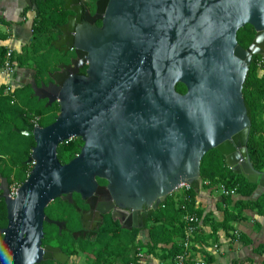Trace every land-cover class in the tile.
<instances>
[{"label":"water","instance_id":"95a60500","mask_svg":"<svg viewBox=\"0 0 264 264\" xmlns=\"http://www.w3.org/2000/svg\"><path fill=\"white\" fill-rule=\"evenodd\" d=\"M64 1L73 14L55 46L76 58L51 82L27 83L60 114L49 127L20 131L36 143L28 159L34 167L15 197L6 179L0 185L8 219L0 264L72 262L59 248H43V240L45 224L60 234L66 228L47 208L58 199L73 204L74 194L87 201L88 214L96 195L106 194L111 203L101 214L143 229L145 212L200 181L213 150L264 188V173L249 156L243 96L253 57L264 55V0H100L95 15L82 0ZM246 26L256 32L248 49L238 43ZM180 84L186 94L177 92ZM76 139L84 143L80 154L62 164L59 147Z\"/></svg>","mask_w":264,"mask_h":264},{"label":"trees","instance_id":"16d2710c","mask_svg":"<svg viewBox=\"0 0 264 264\" xmlns=\"http://www.w3.org/2000/svg\"><path fill=\"white\" fill-rule=\"evenodd\" d=\"M96 1L84 0L85 6L91 13L95 10ZM31 11L35 14L32 45L22 55L13 53V61L17 63L19 70H32L34 73L32 78L40 87L42 83L51 82L50 75L59 70V67L64 64L65 58L68 59L63 52L56 48L55 42L62 35L61 28L67 24L71 13L65 10L64 0H32V6L27 4L23 15L26 16ZM255 36L253 27L246 26L238 33V43L244 49H248ZM7 38L6 34L0 32V41H5ZM8 52L7 48L0 46V63L5 61ZM53 54L57 55L55 59L52 58ZM260 71L263 72V75L259 74ZM85 73V70L82 71V74ZM6 90V86L0 87V185L2 180L6 179L11 187L14 180L21 184L27 180V167L30 166L28 159L36 146L33 138L23 136L20 131L25 130V125H32L35 118L40 119V127H49L57 120L60 106L55 103L51 107H47L48 102L40 101L35 97L33 89L26 86L16 89L15 97L16 99L18 97V102L12 104L13 99L5 95ZM177 92L186 94V87L182 84L178 85ZM243 96L252 123L248 144L249 156L255 170L264 173V61L260 55L253 57L243 88ZM83 145L81 139L61 145L58 149L59 161L66 159L71 162L80 154ZM200 174L201 182L192 183L184 197L176 199L171 195L156 211L148 210L143 214L144 227L141 230L133 229L131 231L132 244L130 248L116 245L115 241L97 240L94 236L76 239L75 234L81 232L83 228L78 209L86 208L80 196L76 194L73 197V205L58 199L47 208L46 215L49 219L65 222L66 228L60 234L56 226L45 224L43 246L59 248L68 257L83 254L88 257L91 264H115L117 259H121L122 264H138L140 259H133L130 256L132 254L130 249L138 245L137 242L141 234L146 231L150 240L147 244L144 243L145 248L143 246L135 247L136 251H139L138 255L141 254L140 252L154 255L161 248L160 246L169 245L172 248L168 258L174 264L176 257L185 252L184 215L190 213L199 219L204 217L203 211L195 209L196 198L202 187L213 189L224 186L228 191L235 192L238 196L247 199L234 203L232 197H224L225 203L232 207L223 211L225 218L222 223L210 221L208 216L204 217V222L207 221V224L211 225L213 235L219 229H223L230 236L235 232L233 227L235 223L246 221L244 216L246 210L257 212L259 216L264 217V194L256 201L249 200L255 193L257 185L250 184L245 177L234 173L228 167L226 158L219 151H210L204 157ZM53 209L58 213L55 218L48 214V211ZM65 210L70 214H67ZM71 213L75 214L76 219L72 218ZM115 223L117 224V222ZM7 226L6 205L4 200L0 199V243L3 241L1 231ZM256 228H259L258 224ZM117 231L116 229L115 232ZM241 240L247 246L252 244L245 235L241 236ZM255 253L264 256V244L260 245ZM207 262L212 264V258L207 259ZM42 264L61 263L47 261ZM241 264H252V261L247 260Z\"/></svg>","mask_w":264,"mask_h":264},{"label":"crops","instance_id":"0c3cea01","mask_svg":"<svg viewBox=\"0 0 264 264\" xmlns=\"http://www.w3.org/2000/svg\"><path fill=\"white\" fill-rule=\"evenodd\" d=\"M27 0H0V32L8 36L7 40L0 41V46L12 50L15 54L22 55L26 49H30L33 42V24L35 20L34 12H28L23 15ZM60 48V47H59ZM29 77L32 70H19L11 77H6L0 71V87L12 86L23 87L21 74ZM33 75H31L33 77ZM30 80H27L28 83ZM26 85V84H25ZM223 186L213 189H200L196 198V210H201L204 217L210 218V221L222 223L225 215L224 210L231 209L232 206L227 205L224 201ZM264 194V188L257 185V189L251 201L258 200ZM235 202L239 200H247L235 194L232 196ZM246 221L235 223L233 225L235 232L227 235L223 229L213 235L212 227L204 217L199 219L198 229L191 240V246L188 251L190 259L193 261L205 260L212 258V264H241L247 260H251L252 264H263L264 256L255 253L260 245L264 244V217L258 215L257 212L246 210L244 212ZM208 218V219H209ZM259 228H256V225ZM245 235L251 240L250 246L245 245L241 236ZM140 239L147 244L149 242V234L145 231L141 234ZM154 255L142 254L138 264H172L169 259L171 246H160Z\"/></svg>","mask_w":264,"mask_h":264},{"label":"rangeland","instance_id":"374dc122","mask_svg":"<svg viewBox=\"0 0 264 264\" xmlns=\"http://www.w3.org/2000/svg\"><path fill=\"white\" fill-rule=\"evenodd\" d=\"M256 33V32H255ZM247 43V42H246ZM56 51V50H55ZM56 53V52H55ZM53 56L54 57H52V58H54L55 59V57L57 56L56 54H53ZM262 57H263V61H264V55H262ZM66 61H69V59H66L65 58V61H64V63L66 62ZM59 70H56L55 72H53V73H56V72H58ZM259 74L260 75H263V72L262 71H260L259 72ZM22 76V78H21V80H22V85H24V86H26V87H30L29 85H27V80H30V81H32L33 80V78H32V76L31 75H33L32 73L30 74L29 73V77H25V74L23 73V74H21ZM51 81V80H50ZM26 84V85H25ZM14 88H16L17 89V87H14ZM14 102L15 103H17L18 102V97H17V99H16V97H15V99H14ZM37 118H35V119H33V122L36 120ZM63 164H68V163H70V161H67L66 159H63V161H61ZM32 169H33V166H32V164H30V166L29 167H27V178L29 177V174L31 173V171H32ZM15 171V170H14ZM15 173V172H14ZM200 182H201V180H200ZM22 186V184L20 183V182H18V181H15L14 180V182H13V184L11 185V190H12V192H17V190L20 188ZM224 187V186H223ZM222 190V189H221ZM185 193H186V191H185V189H183V188H181V189H179L178 191H176L175 193H173L172 195L174 196V198H176V199H180V198H182V197H184V195H185ZM229 193H230V195L229 196H226V195H224V197H232V194H231V192L229 191ZM2 195V194H1ZM66 211V210H65ZM69 211H70V209H69ZM57 211L56 210H49L48 211V214L49 215H53V217L55 218V217H57V214L58 213H56ZM66 213L67 214H70V212H67L66 211ZM71 216H72V218L73 219H76V216H75V214H73V213H71ZM73 222L75 223V220H73ZM118 230L117 232H115V230ZM133 229H128V228H126V227H124L123 225H121V223H119V222H117V224L115 223V221L109 216L107 219H106V221L103 223V224H101L100 225V228L98 229V231L95 233V234H93V235H91L92 237L94 236L95 237V239L97 238V240H101V241H107V242H110V241H115V244L116 245H119V246H122V247H126V248H130L131 247V244H132V241H131V231H132ZM75 237H76V239H80V238H82L83 236H82V234H80V235H75ZM137 244L138 245H136L135 247H139V248H141L143 245H144V242L142 241V239H139L138 240V242H137ZM131 248L130 249V251H131V257L134 259H136V258H139V259H141V255L142 254H144V253H142V252H140L141 254H139L138 255V253H139V251L137 252L136 250H137V248ZM144 247V246H143ZM145 248V247H144ZM136 253H137V255H136ZM71 260H72V262L71 261H67V263L66 264H91L92 262H90L89 260H88V257L87 256H85V255H83V254H78L77 256H73V257H69ZM138 263V262H137ZM115 264H122V261H121V259H117L116 261H115Z\"/></svg>","mask_w":264,"mask_h":264},{"label":"built area","instance_id":"2783aa9c","mask_svg":"<svg viewBox=\"0 0 264 264\" xmlns=\"http://www.w3.org/2000/svg\"><path fill=\"white\" fill-rule=\"evenodd\" d=\"M13 53L14 52L12 50H9L5 61L0 63V71H2V73L8 78L13 77L17 73V69H18L17 63L13 61ZM6 87H7V90L5 91V95L12 97L13 99L12 104H15L14 99H15L16 88L12 86H6ZM39 121L40 119L37 118L33 122V125L39 126ZM32 166L34 167V163L32 164ZM181 188L185 189V191L187 192L190 189V185L184 184L179 189ZM10 190H11V187H10ZM222 191L224 195L226 196L230 195L229 191L225 187H222ZM16 193L12 192L11 190L12 197H15ZM231 194L232 196H234L236 193L231 192ZM183 222L185 223V226H186V241H185V246H184L185 252L176 257L174 264H209L205 260H197V261L190 260L189 253H188L190 246H191V240L193 239V236L198 229L199 219L194 214L186 213L183 217Z\"/></svg>","mask_w":264,"mask_h":264},{"label":"flooded vegetation","instance_id":"af4514ba","mask_svg":"<svg viewBox=\"0 0 264 264\" xmlns=\"http://www.w3.org/2000/svg\"><path fill=\"white\" fill-rule=\"evenodd\" d=\"M82 1H83L84 6H85L84 0H82ZM98 1H100V0L96 1L95 10H94V12H92L93 15H95ZM72 14L73 13H71V15ZM102 25H103V23L101 21L96 22V26L98 28H101ZM60 50H64V48L60 47ZM67 57H68L69 61H66L64 63L65 65L71 64L72 60H74L76 58L75 52L68 53ZM58 72H56V73H58ZM57 79L61 80L60 77H57ZM97 183H98L99 187H101V188H106L108 186V182L105 180L98 179ZM1 194H0V196H1ZM74 195H73V197H74ZM76 195H78V194H76ZM80 198H81L82 202L85 204L86 208L84 209L81 207L78 209V211L80 212L81 224H82L83 228L81 229V232H78L75 235L82 234L83 237H88V236L95 234L98 231V229L100 228V225L103 224L109 216L113 219L111 212L106 213V214H101L99 212L100 209L103 212H107L108 211V205H110L111 200L108 199V196L106 194L101 193V194L96 195V197H95L96 199L94 201V209H93L92 213L88 214L86 212L90 211V206L88 205L87 201H84L82 199L81 196H80ZM73 204H74V202H73ZM73 204H71V205H73ZM114 221L119 222L118 220H114ZM43 248H46V246H43ZM54 248H56V247H54Z\"/></svg>","mask_w":264,"mask_h":264}]
</instances>
